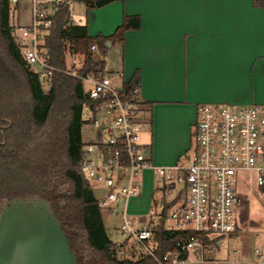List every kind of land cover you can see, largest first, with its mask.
I'll list each match as a JSON object with an SVG mask.
<instances>
[{
    "label": "built area",
    "instance_id": "built-area-1",
    "mask_svg": "<svg viewBox=\"0 0 264 264\" xmlns=\"http://www.w3.org/2000/svg\"><path fill=\"white\" fill-rule=\"evenodd\" d=\"M54 1L31 0V22L15 37L44 92L52 87L55 72L82 83V120L94 138L83 141L81 172L97 190L99 206L120 218L115 229L119 237L109 236L114 257H150L155 264H264L263 245L254 247L251 261L241 259L238 249L232 259L215 258L226 239L241 230L240 187L264 188V104L199 103L186 152L172 164H157L142 139L146 122L138 87L125 97L124 84H115L105 72L82 74L84 57L70 51L64 69L49 63L45 39ZM90 49L99 54L96 44ZM148 181V211L130 212L131 201L141 198ZM160 235L172 245L163 253L158 252Z\"/></svg>",
    "mask_w": 264,
    "mask_h": 264
},
{
    "label": "crops",
    "instance_id": "crops-1",
    "mask_svg": "<svg viewBox=\"0 0 264 264\" xmlns=\"http://www.w3.org/2000/svg\"><path fill=\"white\" fill-rule=\"evenodd\" d=\"M75 3L83 4L85 22L71 17ZM14 6L10 23L17 33L30 24L32 5L26 15L20 0ZM69 7L67 25L87 23L90 36L113 34L125 15L140 17L139 29L107 46L119 44L122 57L108 61L107 50L104 72L120 78L117 85L138 73L143 141L157 164H172L186 152L199 103L264 104V0H123L90 10L70 0ZM254 247L241 244L239 257L253 260Z\"/></svg>",
    "mask_w": 264,
    "mask_h": 264
},
{
    "label": "trees",
    "instance_id": "trees-1",
    "mask_svg": "<svg viewBox=\"0 0 264 264\" xmlns=\"http://www.w3.org/2000/svg\"><path fill=\"white\" fill-rule=\"evenodd\" d=\"M70 0L58 2L45 43L49 63L66 67L68 52L84 57L82 74L104 72L107 42L123 43L140 28L139 16H124L109 36H90L88 24L68 26ZM87 10L123 0H78ZM11 0H0V199L41 195L49 200L79 264H155L150 257L118 260L92 185L81 172L86 101L76 77L55 72L48 92L24 59L10 23ZM96 44L99 54L91 51ZM139 86V75L123 85L125 97ZM264 190V188H262ZM159 253L172 248L159 236ZM166 243V244H165Z\"/></svg>",
    "mask_w": 264,
    "mask_h": 264
},
{
    "label": "water",
    "instance_id": "water-1",
    "mask_svg": "<svg viewBox=\"0 0 264 264\" xmlns=\"http://www.w3.org/2000/svg\"><path fill=\"white\" fill-rule=\"evenodd\" d=\"M0 264H79L47 198L0 203Z\"/></svg>",
    "mask_w": 264,
    "mask_h": 264
},
{
    "label": "rangeland",
    "instance_id": "rangeland-1",
    "mask_svg": "<svg viewBox=\"0 0 264 264\" xmlns=\"http://www.w3.org/2000/svg\"><path fill=\"white\" fill-rule=\"evenodd\" d=\"M23 4L21 15H26L29 11L31 0H20ZM83 4L75 3L72 5L71 17L75 19L80 16L85 22L84 8ZM10 18L12 20L13 13L15 11V6L10 3ZM108 46V45H107ZM108 54L106 59L108 61L115 60L117 62L121 61V46L119 44L115 45L113 49H108ZM114 83H119L120 78L113 81ZM145 113V112H144ZM145 115V114H144ZM89 116L87 111L83 112V118ZM147 135L145 129L142 130V139ZM81 137L84 142L89 141L94 138V134L91 131L90 125L84 123L81 128ZM182 156V155H181ZM149 176V175H148ZM150 182V181H149ZM94 186V184H93ZM146 191L144 193L145 199L138 198L131 201L130 212H147L149 208V200L152 192L151 182L147 184ZM95 195H98L96 189H94ZM240 198L241 203L237 208V215L239 219V225L241 229L240 235H236L232 238H227L224 242V249L216 254L215 258L222 259L228 258L232 259L235 257L233 250L240 248L243 243H248L250 245H263L264 246V190L258 188L257 186H249L248 184H243L240 187ZM102 215L104 218V224L107 229L108 235L112 238H118L115 229L120 222L119 217H111L108 209H102Z\"/></svg>",
    "mask_w": 264,
    "mask_h": 264
},
{
    "label": "flooded vegetation",
    "instance_id": "flooded-vegetation-1",
    "mask_svg": "<svg viewBox=\"0 0 264 264\" xmlns=\"http://www.w3.org/2000/svg\"><path fill=\"white\" fill-rule=\"evenodd\" d=\"M25 197H29V196H22V197H21V196H19V197H15V198H9V199H8L7 197H2V198L0 199V203H2L4 199L11 200V199L25 198Z\"/></svg>",
    "mask_w": 264,
    "mask_h": 264
}]
</instances>
